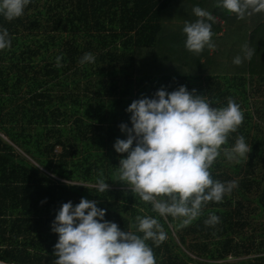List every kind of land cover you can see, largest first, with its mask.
I'll return each instance as SVG.
<instances>
[{
	"label": "trees",
	"instance_id": "16d2710c",
	"mask_svg": "<svg viewBox=\"0 0 264 264\" xmlns=\"http://www.w3.org/2000/svg\"><path fill=\"white\" fill-rule=\"evenodd\" d=\"M217 3L30 0L18 18L0 14V30L11 38V48L0 50V264H55L52 222L63 203L82 197L97 201L105 220L141 236L135 218L158 219L168 238L158 247L147 241L157 264H264V12L238 19ZM196 6L223 20L212 24L215 49L199 54L185 48L183 32L197 19L188 12ZM245 44L254 53L236 65ZM85 53L95 62L80 64ZM151 76L164 80L141 89ZM204 76L215 78V87H202ZM181 85L195 86L214 107L232 99L244 113L222 146V165L210 170L214 180L238 186L184 228L182 218L161 217L119 181L127 153L113 147L127 138L119 125L132 127L126 109L133 100ZM239 135L251 152L235 163L223 148ZM101 171L104 193L96 188ZM210 213L220 218L214 226L205 224Z\"/></svg>",
	"mask_w": 264,
	"mask_h": 264
},
{
	"label": "clouds",
	"instance_id": "9594fccd",
	"mask_svg": "<svg viewBox=\"0 0 264 264\" xmlns=\"http://www.w3.org/2000/svg\"><path fill=\"white\" fill-rule=\"evenodd\" d=\"M29 3L30 0H0V14L11 21L22 16ZM216 6L236 14L238 19L264 12V0H218ZM192 11L197 19L184 24L185 48L196 54L206 46L214 50L212 24L216 17L199 6ZM6 48H11V38L4 28L0 30V50ZM242 50L243 58L238 55L233 60L236 65L250 60L254 53L247 44ZM61 59L57 57V67L61 66ZM94 62L92 53H85L80 60L82 65ZM126 111L131 113L132 127L120 124L127 138H117L113 145L117 153H127L119 161V181L126 183L143 202L151 203L161 217L182 218L178 227H187L202 215L205 205L222 202L238 186L235 180H214L210 171L229 135L244 121V113L234 100L228 99L226 107L218 108L204 95L196 94L195 89L189 91L181 85L168 92L161 87L152 98L133 100ZM250 152L243 135L236 138L232 147L223 148L224 156L235 163H241ZM96 188L99 193L109 188L102 171ZM105 214L106 210L99 208L95 200L82 197L76 205L71 201L63 203L51 225L58 234L55 264H157L147 241L158 247L167 240L158 219L137 216V232L143 233L141 236L121 230L117 223L105 220ZM219 222L214 213L205 220L206 225L212 226Z\"/></svg>",
	"mask_w": 264,
	"mask_h": 264
},
{
	"label": "rangeland",
	"instance_id": "374dc122",
	"mask_svg": "<svg viewBox=\"0 0 264 264\" xmlns=\"http://www.w3.org/2000/svg\"><path fill=\"white\" fill-rule=\"evenodd\" d=\"M192 10H189L188 12H191ZM214 17H216V23H220V24H223L221 23L220 20H222L219 16L215 15ZM183 21V20H182ZM223 21V20H222ZM185 22V21H184ZM181 25H183V23H181ZM221 34V33H220ZM200 81L202 82L201 85L202 87L204 86H214L215 87V84H216V79L213 78L212 76H204V77H201L199 78ZM164 78L163 76H151L149 78H146L144 81L142 80V85L140 86L141 89H143L145 86H148L150 88H158V83L159 82H163ZM211 80H214V81H211ZM220 81H224L225 80L223 78H220L219 79ZM220 83V82H219ZM218 83V84H219ZM193 88H195V86H193ZM191 88V90L193 89ZM209 88V87H208ZM208 97V95L206 96ZM135 146V141L133 143V147ZM222 160V158L218 157L217 160L215 161V163L213 164V166L211 167L210 170H215V171H218L217 169L220 167V165H222V162H220ZM218 167V168H217ZM231 260H234L233 258H229L228 261H231Z\"/></svg>",
	"mask_w": 264,
	"mask_h": 264
}]
</instances>
